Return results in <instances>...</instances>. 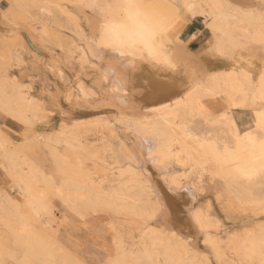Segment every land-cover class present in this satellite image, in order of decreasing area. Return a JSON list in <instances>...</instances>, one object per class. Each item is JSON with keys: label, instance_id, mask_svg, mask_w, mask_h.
I'll return each instance as SVG.
<instances>
[{"label": "rangeland", "instance_id": "1", "mask_svg": "<svg viewBox=\"0 0 264 264\" xmlns=\"http://www.w3.org/2000/svg\"><path fill=\"white\" fill-rule=\"evenodd\" d=\"M134 1L173 27L164 61L175 87L166 95L151 89L155 78L141 62L100 42V28L118 15L120 0H0V264H264V193L243 192L196 152L200 142L222 132L234 138L235 129L249 127L254 111L260 110L255 101L260 84L238 73L230 76L226 58L238 53L263 64L264 41L252 38L250 29L264 25V0H220L222 17L233 29L228 37L218 29L206 35L221 50L217 55L192 51L178 37L192 19L181 0ZM204 20L206 25L211 21ZM214 78L227 83L222 87L226 92L212 96L199 91L200 113L181 109L183 114L171 115L177 127L170 138L141 129L152 116H144L150 113L148 106H160L174 92L180 98ZM13 79L34 103L26 106L17 99ZM53 98L59 106L55 114ZM183 121L186 125L178 128ZM63 127L67 132L75 128L85 146L70 139ZM156 142L170 145L174 154L164 158L158 151L167 147L155 148ZM31 166L39 169L34 171L36 184L43 194L50 190L45 199L53 207L41 217L30 216L28 208L24 214L49 256L28 253L12 232L21 229V211L13 203L20 198L14 176ZM57 188L76 194L79 212L55 197L51 191ZM121 195L127 206L103 204ZM195 213L203 214L204 226L194 220ZM253 238L260 250L251 248ZM236 240L247 245L248 255L234 250ZM168 242L182 245L175 247L173 259L165 252Z\"/></svg>", "mask_w": 264, "mask_h": 264}, {"label": "bare ground", "instance_id": "2", "mask_svg": "<svg viewBox=\"0 0 264 264\" xmlns=\"http://www.w3.org/2000/svg\"><path fill=\"white\" fill-rule=\"evenodd\" d=\"M172 1L174 2L176 0H172ZM181 1H182L181 5L183 6V9L188 10L191 13L192 18L197 16V15H202L204 18H210L211 19V21L206 25V27H207L206 28V34L209 33V35H211V33L214 29H218V30L223 32L224 36H227V35L230 36L229 33L232 31L233 27L230 25L231 24L230 21H228L222 17V14H221L222 9L221 8L223 6L220 3V0H181ZM224 11H225V9L223 10V12ZM118 12L119 13L116 17L111 18L109 20L106 19L104 21L105 23L100 28V29H102L101 34H100L101 35L100 42L102 41L103 44L110 46V47L114 46L123 55L127 56V58H130L136 62H141V64L144 65V67H147L151 71V74H149L148 76H150V78L151 77L155 78V81L157 79L160 81H167L169 83L174 84V87H175V79L169 72H166L167 68H166V63L164 61V58H165L164 56L167 53L169 46H170L169 41L173 37L172 32L170 31L171 29H173V27H170L164 21L159 20L155 15H153L146 8L144 9V7L141 3L135 2L134 0H120L119 6H118ZM229 13H231V12H229ZM235 14H236V16H234ZM235 14H233L232 17L234 16V17L238 18V16H239V19H240V13H235ZM224 15H225V13L223 14V16ZM239 19H238V21H240ZM250 27H252V26H250ZM210 31H211V33H210ZM246 31H248V30H246ZM209 35L205 39L206 51L211 52L213 55H217V54H219V52H221V50L218 47L216 48V46L211 45L210 40H209L210 39ZM250 35L252 38H254L256 40L264 41V25L261 26L258 23L256 25H254L253 28L250 29ZM227 39H229V38H227ZM218 44H220V43H218ZM258 44H260V43L258 42ZM233 56L234 57L231 56L230 58H226L227 61L229 62V64L231 65V68H230L231 72L229 73V75L231 76V75H234L235 73L236 74L238 73L241 76H243L245 80L253 79L260 84V88L256 91V97H255V101H257V103H259V105H260V110L254 111L255 114H254V117L252 119L251 124L248 125L249 127H247L246 129H238V127H237L235 129V133H234L235 137L234 138L230 139V137L228 135H226L225 133L222 132V133H220V136L216 137L215 139H214V137H215L214 136L213 139L209 138V140L206 143L200 142L201 146L199 148H201V147L202 148L196 152L197 153L200 152L199 153L200 156L203 155L202 157H200L201 159L206 158L205 160L211 162V164H212L211 167H212V170L214 173H216L217 171H219L222 174L225 173L231 177V180L233 179V181L238 182L241 185V187H242L241 189L243 190V192L254 193V191H255L256 193L263 194L264 193V62L262 65L257 66V64L255 65L254 63H252L248 59L244 58L242 55H239L238 53L233 55ZM218 80H220V79L214 78L213 83L210 82L212 84H209V82L207 84L204 83L205 85L200 84L192 90L189 89L185 92H182L183 95L180 98L177 97V94H174L175 93L174 92V93H172L174 96H166V98L164 99V102L162 104L159 103V104H161L160 106H157L158 104L156 106H148L147 105L148 106L147 108L149 109L148 112H150V113H148L144 116H146V118L151 114H152V116H151V119H149V118L147 119L148 121L145 120V121H147V123L144 122V124L146 123V126L141 127V129H144L146 134L148 133L147 131L149 130L150 132L151 131H156V132L158 131L161 133V135L166 134L168 136L169 132L174 131L177 127V126L175 127V124L173 122V118L171 115H173L174 117H177L178 112L182 113L181 109L182 110L186 109L185 110V111H187L186 113L194 114L196 116V114L198 115V112L200 113V111H201L199 105L201 103L200 97L203 94L215 96V95H218L222 92H226V91L222 90V87L224 88L225 86H227V83H224V86H223V84L218 83ZM12 82H14V86H15L16 93H17L16 97L19 101H21L26 106L34 103L33 100L29 101L30 98H27L25 96L24 91L21 90L22 88H21V85H19V83H17L14 79L12 80ZM173 88H172V90H173ZM199 91L203 93L201 96H200L201 93ZM70 94H71L70 92H66L67 97L71 96ZM7 95L9 96V94H7ZM13 97L11 96L12 100H13ZM8 98H10V97H8ZM1 100H2V98H1ZM194 115H191V116L194 117ZM118 121H120V120H118ZM140 121L142 122L143 120H140ZM106 122L108 123L109 121H105L104 123L106 124ZM185 122L186 121H183L181 123V125L178 126V128L179 127L182 128V126L186 125ZM109 124H110V122L108 123V125ZM138 124H140V123H138ZM138 124H137V126H138ZM108 125L106 126L107 129L110 128V126L108 127ZM111 126H112V124H111ZM257 127H259L258 133H256ZM63 128L65 131V134L68 135V137L70 139L72 138L73 140H77L78 144L80 146H82V145L85 146L82 139L78 138V133L75 130V128H73V130H69L68 132L66 131V127H63ZM220 128L223 130V127H220ZM179 131L180 130H178V132ZM179 133H181V132H179ZM146 134H145V136H146ZM170 134L168 136L169 138L171 137ZM141 135H142V133H141ZM182 135H183V133H182ZM68 137H66V139ZM155 137H156V135H155ZM162 137H163L162 140L166 138L164 136H162ZM168 137H167V141L169 140ZM156 138H157V141H158V139L160 140V138H158V137H156ZM147 139H149V138H147ZM153 140H154V138H153ZM164 141H166V140H164ZM195 141H197V140H195ZM66 142H68V144L71 143L69 140H66ZM153 142H155V141H152V144H153ZM159 142H156L157 144L155 145V148L157 147ZM162 143H163V145L166 146V143L164 144V142H161V144H159L158 146L162 145ZM170 143H171V141H170ZM178 143H179V141H178ZM132 145H134V144H132ZM163 145L160 147L162 148ZM179 145H181L182 150L183 149L189 150L190 146L188 147V145L185 143V141L180 142ZM166 147H167V149L163 148L164 150H161V151L159 149L160 152L158 151V153L162 152V155L164 158H166V157L169 158V156L173 155L174 152L172 151L170 145L166 146ZM149 148L152 149L153 147L151 148V145H150ZM168 148H170L171 150H169ZM195 150H198V149H195ZM140 154H142V153H140ZM199 154H197V155H199ZM177 155H178V153H177ZM190 156H193V155H191V152H190ZM56 157H57L56 158V160H57L58 155ZM179 158H180V156H179ZM59 159H60V155H59ZM36 168L37 167H34V169L36 171L39 170L38 168L37 169ZM35 170H33L32 166H31V167H28V171L17 173L14 176V178H16V183H17V186L19 188L20 198H17L16 201L13 200V203L15 205L17 204L19 206L18 209L20 208V211L22 212V214L20 212V216L18 217V215H17L18 221H20L19 224H21V229H15V230L12 229V232L15 234L16 238L20 242L25 243L26 249L28 250V253H30V254L40 253L43 256H49V254H51V252L49 251V249L46 248V246L41 244V242L40 243L38 242V236L39 235H37L34 232L36 229L33 230L34 228L30 227V225H29L30 223L28 222L30 218H27L28 216L26 217L24 214L25 212L27 213L28 210L27 211H25V210L28 208L29 212H30L29 213L30 216L41 217L43 215V212L47 214L50 211L51 206H52V205L50 206L51 203L48 202L47 199H45V195L47 194V196H48V192L50 191V190H48L49 188L47 189L48 192L46 194H43L44 191H41L38 188V185L36 184L37 182L35 180V175H34ZM143 175H144V173H143ZM140 177H141V175H140ZM146 177H147V175H146ZM137 179H138V177H137ZM147 179H145V181L150 180V179H148V180ZM138 180H140V179H138ZM89 181L90 182L92 181L91 184L95 185V181H93V179L89 180ZM45 183H46V186L50 185L49 181L48 182L45 181ZM143 183H144V180H143ZM92 189H93V187H92ZM141 189H142V185H141ZM44 190H46V187H44ZM96 190H98V189H96ZM139 190H140V188H139ZM51 192L55 195V197L60 198L64 203H67L70 208L79 212L78 211L79 210V207H78L79 198H77V196H75L76 195L75 192H74V194H75L74 196L70 192L66 191V193H65V190L61 189V188H57ZM100 195L101 194H99V197H100ZM90 196H92V195H90ZM121 196L122 197L118 196L117 198H114V199L109 200V201L107 199H106L107 201L102 200L103 204H105V206L108 205L110 207V203H112V204H115L116 206L119 205L120 208L122 206H125V205L127 206V203H128L127 198L124 199V197H123L124 195H121ZM140 196H141V194H140ZM78 197H80V196H78ZM99 197H98V199H99ZM100 198L102 199L103 197H100ZM83 201H85V200L83 199ZM94 201L95 200H93V202ZM89 202H90V200H89ZM15 208H17V207H15ZM186 208L187 207H185V209ZM191 208H192V204L187 208V210L191 209ZM193 208L195 209V206ZM183 209H184V207H183ZM194 211L195 210H193V212ZM41 212H42V215L40 216ZM15 213H16V211H15ZM48 215H50V214H48ZM53 215H54V213L53 214L51 213V216H53ZM181 215H182V213H181ZM15 216L16 215H14L13 217H15ZM178 216H180V215H178ZM53 217L56 220V217L55 216H53ZM192 217L194 218V220L196 222L199 223V225L201 227L205 225V222H204L205 217L203 216L202 213H201V215L195 213L192 215ZM50 220H52V218ZM48 222H49V220H48ZM13 225L14 224H12V226ZM13 228H14V226H13ZM17 228H18V226H17ZM151 237L155 238L153 236H151ZM157 237L158 236H156V238ZM256 239H254L253 241L251 239V242H250V244L252 245L251 248L253 250L255 249V247H257L258 249L260 248L259 246H257L258 243H257ZM213 240H215V239H213ZM247 240H249V239H247ZM233 244L236 245V246H234V250L237 251L239 255H242V253H245V252H247V253H245V255L249 254L250 251L247 250V245L244 244L241 240H236V242L234 241ZM178 245H181V244H177L176 242L175 243L168 242L166 244L167 250L165 252H166L168 257H171L170 259H173L172 258V255H173L172 252H174L176 250L175 247ZM183 246H184L183 250H185L187 246H185L184 244H183ZM252 249H250V250H252ZM129 251H130L129 253H131V250H129ZM256 251L257 250H255V252ZM160 252H162V251H160ZM180 253H182V251ZM218 253L220 254L221 252L218 251ZM113 263L115 264V261ZM117 264H118V261H117ZM123 264H125V263H123Z\"/></svg>", "mask_w": 264, "mask_h": 264}, {"label": "crops", "instance_id": "3", "mask_svg": "<svg viewBox=\"0 0 264 264\" xmlns=\"http://www.w3.org/2000/svg\"><path fill=\"white\" fill-rule=\"evenodd\" d=\"M189 17V16H187ZM206 22L201 15L195 16L188 20L180 30L178 37L181 41L187 44V47L192 51L200 49L203 52L206 51L205 39L206 34Z\"/></svg>", "mask_w": 264, "mask_h": 264}, {"label": "snow or ice", "instance_id": "4", "mask_svg": "<svg viewBox=\"0 0 264 264\" xmlns=\"http://www.w3.org/2000/svg\"><path fill=\"white\" fill-rule=\"evenodd\" d=\"M151 89L160 94V95H166L169 93L172 88L174 87V84L169 83L167 81H155L150 83ZM52 105H53V112L54 114L59 111V106L56 104L55 98L52 100ZM64 115L67 117V113H64Z\"/></svg>", "mask_w": 264, "mask_h": 264}]
</instances>
